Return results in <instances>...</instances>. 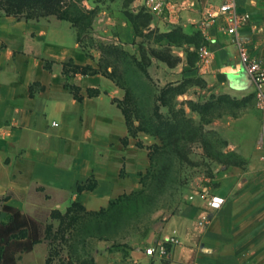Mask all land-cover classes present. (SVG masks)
I'll use <instances>...</instances> for the list:
<instances>
[{"label":"crops","instance_id":"crops-1","mask_svg":"<svg viewBox=\"0 0 264 264\" xmlns=\"http://www.w3.org/2000/svg\"><path fill=\"white\" fill-rule=\"evenodd\" d=\"M239 5L251 20L238 36L264 62V0ZM97 7L96 41L136 61L147 54L154 70L172 78L166 84L200 86L206 100L226 97L244 110L230 117V150L241 163L217 175L213 189L187 192L160 230L131 244L128 258L123 244L99 255L96 264H264V165L257 150L262 117L256 85L224 21L207 23L208 0H166L160 16L148 12L145 0H88L90 10ZM104 59L100 47L79 42L69 20L0 16L3 205L42 222L40 214L66 212L74 203L101 212L140 190L155 141L130 131L116 101L126 92L103 71ZM202 195L226 201L212 212ZM151 248L154 256L146 254ZM48 257V246L39 243L18 254L17 264H47Z\"/></svg>","mask_w":264,"mask_h":264},{"label":"rangeland","instance_id":"rangeland-1","mask_svg":"<svg viewBox=\"0 0 264 264\" xmlns=\"http://www.w3.org/2000/svg\"><path fill=\"white\" fill-rule=\"evenodd\" d=\"M9 1L15 4L14 0H0V16H7ZM61 1L54 0L50 10L10 17H68L74 21L82 43L103 47L106 52L108 45L93 36L99 7L90 10L88 0ZM103 61L102 67L126 92L122 100L116 101L129 120L132 134L141 133L155 141L149 146L152 166L142 178L139 191L116 200L97 216H87L78 208L71 214H40L47 226L41 243L51 249V264H96L99 255L113 253L123 244L128 258L131 244L160 230L168 211L175 212L187 192L213 189L218 184L214 181L217 175L241 163L240 155L230 150V117L238 118L243 104L226 97L206 100L208 94L202 93L206 88L200 86L166 84L172 78L166 80L160 68L154 70L147 54L134 63L118 53L108 54ZM8 217L0 209V222Z\"/></svg>","mask_w":264,"mask_h":264},{"label":"trees","instance_id":"trees-1","mask_svg":"<svg viewBox=\"0 0 264 264\" xmlns=\"http://www.w3.org/2000/svg\"><path fill=\"white\" fill-rule=\"evenodd\" d=\"M14 1L15 4L10 1L7 3V13H6L7 16H15L12 14H19L26 11L29 13V12H36L37 10H50L55 5L54 0H14ZM61 2H64V0ZM8 10H12V11L8 12ZM56 17H58L59 19L69 20L75 27L74 21L71 20L70 18L63 17L57 14ZM24 19L26 20L39 19V17L37 18L25 17ZM78 39L79 42L82 43L79 34H78ZM103 49L104 48L102 47L101 50L104 53V57L111 53H118V55L121 54L124 56V58L130 59L133 63L136 62L134 57L123 51L121 48H120L121 50H119V47L117 46L114 45L105 46V49L108 50V51L106 50V52ZM102 69L109 76L111 80L113 81L115 80L111 76L112 73L109 74L108 72H106L104 67ZM128 124L130 126L129 120H128ZM130 131L132 132L131 126H130ZM79 190H81V188ZM3 202L4 200L0 199V209L2 212L6 213L7 216L9 217L7 221L0 222V264H17L18 254L30 253L34 249L35 245L42 242V240L44 239L43 230L44 228H47V226L45 227L42 222L36 220L33 217L24 215L16 209L3 205ZM114 203L115 202L111 203L110 208L113 206ZM74 208H78L87 216H97L101 212L106 211V210H102L101 212H97V213H89L80 204L74 203L67 210V212L71 214V211ZM54 212L56 213L58 211H54ZM54 212H52V214ZM50 255H51V249L49 250V256ZM50 259L51 257L47 260V264H51Z\"/></svg>","mask_w":264,"mask_h":264},{"label":"built area","instance_id":"built-area-1","mask_svg":"<svg viewBox=\"0 0 264 264\" xmlns=\"http://www.w3.org/2000/svg\"><path fill=\"white\" fill-rule=\"evenodd\" d=\"M218 0H208L209 9L206 13L207 23H216L221 19L225 23L224 31L233 38L236 44L241 59V64L247 72L250 79L256 85V108L262 117V129L260 138L257 144V150L260 152V160L264 165V62L252 56L248 50L247 43L238 36L239 30L246 27L251 20L250 14L242 11L240 0H221V4L215 9V3ZM166 6V0H145V7L148 12L155 16L163 14ZM264 174V167H263ZM207 200L208 208L212 212L219 211L225 204V198L218 195H202ZM206 221L201 222L204 225ZM170 243L172 245L178 244L177 238H172ZM166 252L165 246H160L159 254L163 255ZM146 254L154 256L156 250L151 248L146 250Z\"/></svg>","mask_w":264,"mask_h":264}]
</instances>
